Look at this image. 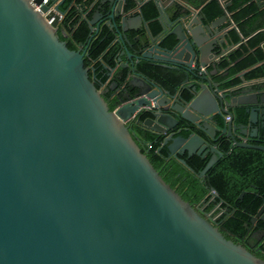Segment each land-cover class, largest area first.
I'll return each mask as SVG.
<instances>
[{
	"label": "water",
	"instance_id": "obj_1",
	"mask_svg": "<svg viewBox=\"0 0 264 264\" xmlns=\"http://www.w3.org/2000/svg\"><path fill=\"white\" fill-rule=\"evenodd\" d=\"M151 1L161 25L155 38L141 17L144 0L129 19L127 0L100 1L106 10L99 7L88 20L90 40L100 23L109 21L128 57L118 59L119 68L132 69L127 101L109 112L83 65V44L71 51L56 36L65 0H48L41 13L30 0H0V264H264L183 201L124 125L142 111L149 118L140 125L152 134L172 133L177 117L215 139L219 119L221 133L237 148L264 151L235 140L238 128L229 111L247 107L249 126L264 130V97L235 99L232 90L224 93L207 78L209 60L215 64L217 57L213 51L232 46L225 43L235 29L227 19L232 0H218L223 14L211 22L188 3L187 13L172 22L163 16L161 1ZM128 30L143 32L135 36V48ZM169 36L175 39L171 48L162 45ZM140 61L179 71L185 83L192 74L201 82L189 85L193 99L180 102L147 82L133 71ZM170 137L164 146L171 141L166 150L173 158L196 149L197 156H205L208 143L198 136ZM208 149L214 155L199 178L222 155ZM257 218L264 225V199L252 221Z\"/></svg>",
	"mask_w": 264,
	"mask_h": 264
},
{
	"label": "trees",
	"instance_id": "obj_2",
	"mask_svg": "<svg viewBox=\"0 0 264 264\" xmlns=\"http://www.w3.org/2000/svg\"><path fill=\"white\" fill-rule=\"evenodd\" d=\"M92 2L93 0H65L60 7V11L64 15L56 36L71 51L78 50V45L83 44L86 49L83 65L86 68L90 67L93 69L94 85L98 88L99 84L105 83L107 71L116 69L118 67V59H122L125 54L123 52L124 45L117 41L112 28L100 26L98 32L90 40L88 20L93 15L94 9L92 10L91 8L89 10L88 7ZM248 2H251V0H232V3L227 7L229 19L239 26L243 37H248L256 31L255 27L250 26L252 20H244L254 8L253 6L248 7ZM132 6L129 3L127 9L132 8ZM141 13L142 18L147 23L151 37L157 36L161 31V25L157 19L159 11L155 2L145 3L141 8ZM186 13L187 11L182 6L175 4L171 8L169 19L172 22L176 21ZM222 14L223 9L218 0L204 1L201 7V15L204 22H211ZM244 24L246 26L243 29L242 25ZM136 35L143 34L142 32L126 34L133 47H135L134 39ZM230 35L233 42H239V38L234 32H230ZM174 44V37L169 36L162 45L171 48ZM244 55H246L245 58H240L237 64L230 65L231 61L233 62L237 59V56L242 57ZM263 59L264 34L258 32L249 39L245 47H242L241 54L230 55L228 59L222 61L220 69H225V74L222 77L214 78V80L223 82L221 88L227 89L240 83V79L235 78L240 73L244 74L243 79L245 81L264 77V63L255 68L250 67L257 62H262ZM137 69L148 80L158 83L171 93L176 92L182 83V74L166 70L157 64L140 61ZM90 76L91 73L88 71L89 80L92 81ZM181 93L186 101L193 99L194 95L190 90L181 88ZM107 108L109 112L112 111V106L109 104H107ZM145 117V115H141L139 120H143ZM237 117V124L245 123V116L242 113H238ZM217 122L221 123L219 119H217ZM130 131L133 132L131 136L139 147L140 153L145 156L152 169L158 173L166 184L175 190L183 201L187 202L192 208L198 206L201 202H204V205L208 201V198L204 200L205 196L210 192V189H213L219 199L223 201V205L226 204L230 210L233 209L234 211L232 216L222 222L220 233L225 239L230 240L234 244L238 240L247 237L245 224L249 222V216L254 214L260 203V199L255 195V192L259 190L257 187L264 191L263 151L231 148L230 143L222 141L220 148L222 156L209 168L206 177L199 179L197 175L204 170L208 156L203 159L198 157H180L194 171V174H191L177 160L167 157L166 147H162V136L153 135L136 125H132ZM181 133L183 137L189 135V131H182ZM250 185H254L257 191L251 188ZM243 192H245V195L239 201L238 196Z\"/></svg>",
	"mask_w": 264,
	"mask_h": 264
},
{
	"label": "flooded vegetation",
	"instance_id": "obj_3",
	"mask_svg": "<svg viewBox=\"0 0 264 264\" xmlns=\"http://www.w3.org/2000/svg\"><path fill=\"white\" fill-rule=\"evenodd\" d=\"M126 6H127V4H126ZM247 6L248 7L253 6L254 8H253V10L251 11L250 14H247L246 18L244 19L245 21H249V20H252V19H255V18L263 16V14H264V0L263 1H251V2H248ZM227 19L229 20V17H227ZM229 23L234 25L235 29H232V30H230L228 32V35H229L228 40L229 41L225 40V43H226V46H228L229 43L232 46L228 47L227 50H223V48H221L219 50L217 49V50L213 51L214 55H216L217 57L214 60L215 64H214V62L212 60H209V64L207 66V72L209 73V76L207 78L211 82L217 83L218 84V88L224 93H227L228 91L232 90L231 95L235 99H240L242 97H245L246 95H253V94L256 95L257 97H260V95H261V97H264V94H263L264 93V88L260 89V91L255 90L253 86H254V84L256 85L257 82L254 83L253 85L251 83H248L251 80H246L245 81L243 79V76H244L243 73L237 74L235 76V78L240 79V83L238 85H236V86L234 85L233 87L227 88V89L221 88V84L223 82H219V81L214 80V78L222 77L225 74V69H220V64L222 63V61L228 59L230 55H235L236 56L238 54H241L242 53V47H245V45L247 44L249 39L251 37H253L254 35H256V33H258V31H255L250 36L243 37L241 32H240L239 26L237 24H234V22H229ZM245 26H246V24L242 25V28L244 29ZM224 27H222V28H224ZM230 32H234V34L239 38V42L238 43H235V42L232 41ZM262 33L264 34V27H263ZM153 38H155V37H153ZM117 41L123 43V41L118 39V38H117ZM260 46L262 48V44ZM135 47H133V48H135ZM123 48H124V46H123ZM245 56L246 55H244L242 57L237 56V59H235L233 62L231 61L230 65L233 66L234 64H237L240 61V58H245ZM262 63H264V59L262 60V62H257L255 65H252L250 67L251 68H255V67L260 66ZM87 68H88V71L91 73L90 78L93 81L94 78H95L94 75H92L93 69H91L90 67H87ZM129 70L131 71L132 69H121V68H119V65H118V67L116 69H112V70L107 71V73L105 74V76H106L105 83L104 84H99V87L96 88L97 91L101 92L102 99L106 103V106H107V104L112 106V111L114 109H116L119 105H121L122 103H125L127 101L126 100L127 97H128V94L126 92V90L128 89V86H127L128 74H127V72ZM166 70L174 71V70H170V69H166ZM133 71L139 73L142 77H144V79L147 82H150V83H153L156 86H159L164 91H168L170 93V95H172L175 98H177L180 102L186 101L182 97L181 88L182 89H186V90H190V87H189L190 83H189V81L187 83L184 82V80H183L184 76H183V74L181 72L175 71V72H178V73L182 74V76H183L180 88H178L176 90V92L171 93L169 90L161 87L158 83L156 84L154 81L148 80L141 73V71L139 69H133ZM262 78H264V77H260V78H256V79H262ZM117 80H118V82H117ZM188 80H191L193 85H190V86H193V87L196 86L197 84H201V82H199V81L194 79V76L192 74L188 75ZM253 80H255V79H253ZM93 83H94V81H93ZM190 92H191V90H190ZM130 93L132 94V92H130ZM186 102H189V101H186ZM229 111H230V113L232 115L233 124H235L237 126V128H238V131L233 132L235 140L238 143H240V144L254 145V146H264V130H262L258 126H257V128L254 127V126H249V123H248L249 117H248V113H246L247 112V107H245V106L233 107V108L229 109ZM238 113H242L245 116V123L237 124V118H238L237 115H238ZM141 115H145L146 116L144 118L145 120L149 118L148 114H145L142 111H139L137 114H135L130 120H128L124 124L125 127L128 128L129 132H131L130 130L132 129V125H136L139 128H141V129L146 131V129L143 126L140 125L142 120H139V117ZM175 118L177 119L178 123H177V126L175 127V129L172 131V133H166L164 135H160V134L156 135V136H162L163 137L162 147H167V145H169L171 143V141H168L167 145L164 146L165 139L168 138L170 135H171L170 140H172L174 138H185V139H187L189 136L192 137V136L196 135L200 139L205 140L208 143V147L205 148L206 154L204 156V157L208 156V160H209V158L211 156L214 155L213 153H211L209 151L208 148L214 147V149L216 150V153H218V152H220L221 144L223 143L222 141L230 143V147L231 148L235 147L236 149H241V148H237L235 146V142L231 141V139L226 134H222L221 133V128L224 126V124H221V123L219 124L218 122L216 123L218 131L215 134V139H210L204 132L201 133L200 131H198L195 128L191 127V125H188L186 122L178 119L177 117H175ZM228 120H229L228 117H224V122H226ZM253 128L257 129V131L253 130ZM182 131H189V135L187 137H183L181 135ZM146 132H148V131H146ZM132 133L133 132H131V134ZM153 135H155V134H153ZM158 149L160 150V148H158ZM196 151H197V149H196ZM196 151H194L192 155H188L187 152H184L182 154L180 153V154L177 155L176 158H173L172 155H169L168 152H167V157L175 159V160L181 159V160H183L185 162V160L180 158V157H186V158L198 157V158H200L199 156L196 155V153H197ZM220 157H216V161L214 162V164L217 162V160ZM203 158H200V159H203ZM186 167H188V166L186 165ZM191 171L193 173H191L190 171L189 172L191 174H194V171L193 170H191ZM206 174L204 175V178L206 177ZM198 175H197V177H198ZM204 178H199V179H204ZM250 186L254 190L256 189V187L254 185H250ZM257 189H259V190H258V192H255L256 193L255 195L260 199V203H259V205H260L261 204V199H264V191H262L260 189V187H257ZM257 189H256V191H257ZM212 191L215 192L213 189H210V192H208L207 195L205 196L204 200L208 198V201L204 205H203L204 202H201L198 206H195L194 208H196V212L202 218L207 219L208 222L211 223V225L214 226L220 232V230H222V222L225 219H227L228 217L232 216L234 214L233 213L234 211H233V209L230 210L226 204L223 205V201L221 199H219L218 195H217L216 198L211 197L209 194L212 193ZM241 194H243L242 195V197H243L245 195V192H243ZM239 196H238V198H239ZM242 197H241V199H242ZM241 199H238V200L240 201ZM257 210H258V208L256 209V211ZM256 211L254 212L253 215L249 216L250 217L249 222L247 224H245V228L247 230V237L244 238V239L238 240V242L235 245L241 247L249 255H252V256L264 261V225H263L262 222L259 221L258 218H257L256 221H252L253 218L256 215ZM241 213H243V212H241Z\"/></svg>",
	"mask_w": 264,
	"mask_h": 264
},
{
	"label": "crops",
	"instance_id": "obj_4",
	"mask_svg": "<svg viewBox=\"0 0 264 264\" xmlns=\"http://www.w3.org/2000/svg\"><path fill=\"white\" fill-rule=\"evenodd\" d=\"M100 1H104L105 3L108 1V0H93V2L89 5L88 9L90 10L92 8L93 10V15L94 13L98 10L99 7L103 8L104 10H106L107 7H104L100 4ZM140 0H127V5L129 3H131L133 6L132 8L130 9H127V6L124 8V11L126 12V14H124V17L125 19H129V18H132L134 17V15H138L137 12H136V7H137V4ZM144 4L146 3H149V2H152L151 0H144ZM161 1V5L163 6V16L167 19V20H170L169 19V14L171 13V8L175 5V4H178L180 6H182L186 11H187V8H186V3H188V5L195 9L196 11H199L204 3V1L206 0H160ZM87 9V8H86ZM92 16V15H91ZM142 17V16H141ZM227 17H229V15H227ZM104 20H106L104 18ZM144 20V19H143ZM230 20V19H229ZM228 20V21H229ZM119 17L117 18H114V23L118 26L119 25ZM145 21V20H144ZM103 22V21H101ZM229 22H232L231 20ZM146 23V22H145ZM147 25V23H146ZM100 26H106L109 28H112L109 24V21H104L103 23H100ZM99 26V27H100ZM225 25L222 24L220 25L218 28H222L224 27ZM250 26H253L255 27L256 31L258 32H262L263 31V27H264V14L262 17H258V18H255V19H252V22L250 24ZM148 29V28H147ZM114 30V29H113ZM130 32H134V31H131V30H128L125 35L127 33H130ZM255 32V31H254ZM143 33V32H142ZM116 36V35H115ZM128 60V57H126V55L121 59L122 62H126ZM257 82V83H256ZM259 82V83H258ZM189 83L190 85H193V83L191 82V80H189ZM248 83H251L252 85L254 83H256V85L254 84V89L257 90V91H260V89H263L264 88V78L262 79H255V80H251L250 82Z\"/></svg>",
	"mask_w": 264,
	"mask_h": 264
},
{
	"label": "built area",
	"instance_id": "obj_5",
	"mask_svg": "<svg viewBox=\"0 0 264 264\" xmlns=\"http://www.w3.org/2000/svg\"><path fill=\"white\" fill-rule=\"evenodd\" d=\"M30 4L34 7V9L41 13L40 11V6L43 5V4H48V0H44L39 6H35L34 3H33V0H30ZM50 11H53V7H50L49 10L45 13V14H42V17H44L45 15H47ZM62 19V17L58 16V22H60ZM53 19H50L49 21H46L47 24H50V22L52 21ZM227 119V118H226Z\"/></svg>",
	"mask_w": 264,
	"mask_h": 264
}]
</instances>
